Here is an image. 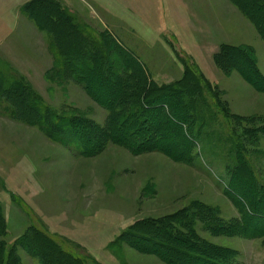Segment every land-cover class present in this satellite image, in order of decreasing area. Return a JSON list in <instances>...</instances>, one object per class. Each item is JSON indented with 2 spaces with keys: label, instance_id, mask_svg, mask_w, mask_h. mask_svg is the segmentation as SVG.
<instances>
[{
  "label": "rangeland",
  "instance_id": "374dc122",
  "mask_svg": "<svg viewBox=\"0 0 264 264\" xmlns=\"http://www.w3.org/2000/svg\"><path fill=\"white\" fill-rule=\"evenodd\" d=\"M22 1L0 0V41L15 23L0 42V241L13 263L49 264L52 254L65 263L45 233L82 264H171L158 247L122 237L134 224L163 220L226 249L233 264H264V38L255 24L232 0H206L197 10L205 31L183 28L161 0H51L120 71L136 59L158 85L176 84L188 70L200 82L182 100L167 94L154 149L132 151L103 136L98 151L86 153L43 129L30 99L12 88L28 81L41 112L81 118L96 146L108 134V89H118L117 78H95L94 64V82L81 69L79 81L62 70L57 13L44 6L42 28L24 7L33 0ZM225 44L248 48L256 68L218 57ZM189 147L194 156L184 160ZM237 177L245 188H234ZM241 197L250 207L245 231Z\"/></svg>",
  "mask_w": 264,
  "mask_h": 264
},
{
  "label": "trees",
  "instance_id": "16d2710c",
  "mask_svg": "<svg viewBox=\"0 0 264 264\" xmlns=\"http://www.w3.org/2000/svg\"><path fill=\"white\" fill-rule=\"evenodd\" d=\"M232 1L255 24L258 32L264 38V0ZM44 6L49 8V10L52 9L50 12H55L58 15H54V17H52V15L47 16L49 17L48 19L52 17L55 21H51L53 26L59 24L63 27L62 38L58 39L56 35L57 31L55 34V38L60 43L59 54L62 58V70L65 72L67 71L69 75H72L79 81V75L77 74L78 69H81L82 75L89 77L90 81L94 82L91 75L94 64L96 67L100 68L97 70L98 72L95 73V78L101 75L102 79H105L106 83H109V77H116L118 89H108L109 101L106 105L109 111L107 122L108 134L103 135L102 132L101 140L95 146V144L89 142L92 138L90 133H93V131L89 128L85 130L82 127L84 121H82L81 118H62L59 114L57 115L49 110L45 113L41 112L39 104L37 102L35 103V101L32 102L33 98L40 101V97L38 95H33L30 83L24 79V81L22 80L23 82L18 80L12 90L19 91L21 98H24V100H26V97L30 99L27 107L33 110L32 113L36 117V122L40 123L43 129L55 136L58 140L65 144L80 146L86 153L97 152L99 146L101 147L102 141H104L103 136H106V139L110 138L115 142L122 143L132 151H148L154 149L157 142L156 134L159 133V127L157 126L159 119L155 115L159 108L166 111L170 110L169 104L165 99L167 94L174 93L176 96L179 95L182 100L184 99V91L190 93L191 89L193 90L199 85L200 82L198 79L188 70L180 82L176 84L158 85L148 78L146 71L136 59L133 60L134 63L132 60H127L131 64H129V66H127V64L121 65L122 70L120 71V62H115L112 59L110 60L103 46L98 48L96 44H92L94 42H91L89 38V40L80 39L83 36L81 27L73 23L71 16L63 8L61 9L58 7L56 3L51 0H33L28 2L24 7L25 9L27 8L29 16L31 15L34 17L41 25L40 27L44 28L45 22L41 20L39 16V14L45 16ZM74 39H76V41H74ZM223 46L224 53L218 54V57L222 54L224 58L234 56L239 65L244 64L245 66L256 68L255 58L248 48L229 44ZM84 53L86 54L85 58L83 57ZM234 57L233 60H235ZM82 60L87 63V66H84L85 64L82 63ZM129 67L132 69L131 71H128ZM188 86L191 88L189 89ZM186 104L187 100H184L181 105L183 112L188 108ZM183 112L178 109L176 113L178 116H181ZM45 114L47 115L45 116ZM65 122L70 124V127L64 125L63 123ZM180 124L182 131L185 130L187 132L188 128L186 122H180ZM190 137H188V140L189 142L191 140L194 146L196 144L195 140L192 136ZM190 151V147L186 149L187 153L185 152L182 157L184 160L192 159L194 154ZM237 170H239V168H237ZM240 171L237 174H240ZM257 183L258 185L260 184L259 182ZM243 187L245 188L246 184L237 177L234 182V188L239 189ZM248 189H252V186H248ZM243 202L245 206L244 210L242 209L243 216L241 226L245 231L247 227L246 218L248 216L246 212L250 207L248 206L249 200L243 199ZM260 231L262 232L259 234H262L264 229ZM41 234L43 235V232ZM122 237L124 241L133 246H139L140 243H145L149 244L151 247H158L160 256L171 264H233L232 261L227 260L224 256V252H227L226 249H219L215 245L212 246V244L210 245L209 243L201 241L195 233L190 234L188 232L176 230L170 226L168 222H164L163 220H145L134 224L124 232ZM42 239L50 243L53 253H56L58 257L63 255L62 259H64L65 263L62 264H66V262L68 264H82L81 256L68 248H62L55 242V239L50 237V235L44 233ZM34 240L37 241L36 244H34L38 246V249L41 248L40 240ZM34 248L32 250L34 254H44L42 252L39 253ZM3 250H6L5 244L0 241V264H15L12 261V255L6 254V251L2 252ZM48 261L49 264H61L53 258V254Z\"/></svg>",
  "mask_w": 264,
  "mask_h": 264
},
{
  "label": "crops",
  "instance_id": "0c3cea01",
  "mask_svg": "<svg viewBox=\"0 0 264 264\" xmlns=\"http://www.w3.org/2000/svg\"><path fill=\"white\" fill-rule=\"evenodd\" d=\"M24 1V0H23ZM22 1V2H23ZM163 2H169V11L175 20L182 25L183 28L197 29L203 28L204 21L199 18L198 9H203L204 5H207L206 0H161ZM234 6V5H233ZM202 17V16H201ZM12 23V22H11ZM11 28V32H9L0 42L6 40L9 35L15 30V23L8 24ZM203 31L204 28H203Z\"/></svg>",
  "mask_w": 264,
  "mask_h": 264
}]
</instances>
